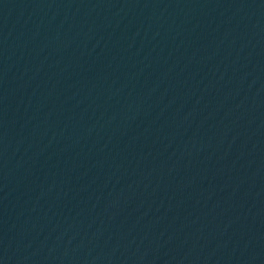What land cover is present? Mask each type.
<instances>
[{
  "label": "water",
  "instance_id": "95a60500",
  "mask_svg": "<svg viewBox=\"0 0 264 264\" xmlns=\"http://www.w3.org/2000/svg\"><path fill=\"white\" fill-rule=\"evenodd\" d=\"M0 264H264V0H0Z\"/></svg>",
  "mask_w": 264,
  "mask_h": 264
}]
</instances>
